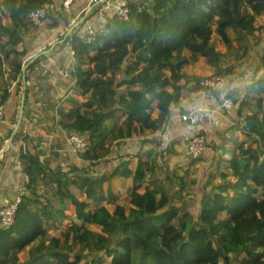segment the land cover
Masks as SVG:
<instances>
[{
	"label": "trees",
	"instance_id": "trees-1",
	"mask_svg": "<svg viewBox=\"0 0 264 264\" xmlns=\"http://www.w3.org/2000/svg\"><path fill=\"white\" fill-rule=\"evenodd\" d=\"M48 1L0 0V105L32 68L26 37L39 26L28 15ZM52 1L50 28L71 13L64 0ZM263 15L264 0H145L89 43L74 28L65 44L75 53L84 99L68 97L58 126L91 145L79 155L83 164L69 169L21 153L26 192L14 223L0 229V264H264ZM257 44L263 51L249 68L251 82L225 91L251 134L218 155L196 217L188 220L174 203L176 186L187 188L182 176L142 147L118 156L110 172H97L115 146L147 136L153 122L166 124L193 84L201 89L202 77L185 70L194 61L184 51L230 77L238 70L221 63L240 60ZM117 178L130 181L125 195L114 191Z\"/></svg>",
	"mask_w": 264,
	"mask_h": 264
},
{
	"label": "crops",
	"instance_id": "crops-1",
	"mask_svg": "<svg viewBox=\"0 0 264 264\" xmlns=\"http://www.w3.org/2000/svg\"><path fill=\"white\" fill-rule=\"evenodd\" d=\"M142 1L145 0H131L130 2ZM55 2L60 4L62 0H55ZM85 7L84 0H74L71 13L66 17L67 22L58 19V26L50 28L51 19L46 18L35 32L26 37L29 49L26 61L31 64L32 68L27 71L25 69L23 84L14 83L11 98L5 105H1L4 119L0 125V208L21 194L28 180V174L20 164L22 152L28 151L32 155H38L43 161H56L66 169L73 165L80 166V156L68 143V137L72 132L64 131L58 126L57 111L61 106H68L66 100L70 95L77 100L84 99L76 87L73 75L75 67L73 55L70 47L65 44V40L74 28V31L80 30L79 34L84 36L86 27L97 25L95 14L86 17L88 11H85ZM91 13L89 11V14ZM113 16L110 15L111 19L114 18ZM82 22L84 26L79 28ZM184 53L194 61L192 65L186 67V72L202 77L196 71L195 66L198 67L203 59L187 51ZM241 71L238 70L236 76L233 75L232 78L227 77L228 89L243 90L251 82V76L246 77L245 73L243 76ZM224 96L225 92H203L201 89H196V85L193 84L192 90L183 96L166 124L159 126L153 122L147 136L134 137L119 143L114 147L112 154L115 151L116 155L113 154V158L116 157L115 160H117L120 155L134 154L142 147L144 154L152 153L159 161L157 146H164L165 138H175L174 141L186 144L185 138L196 132L197 128L181 121L180 115L198 103L207 104L211 108H220ZM237 118V106H234L232 109L220 112L218 126L201 129L208 139L207 150L202 156L206 165L215 164L212 158L223 144L222 138L225 139L230 135L236 136L243 132L236 126ZM244 138V136L237 137L233 144H229V148L234 147L237 141ZM171 170L176 171V176H181L185 172L183 168H171ZM186 171L190 172V170ZM116 181H122L118 190L114 186ZM129 186V180L117 178L113 181L114 191L117 194L125 195Z\"/></svg>",
	"mask_w": 264,
	"mask_h": 264
},
{
	"label": "built area",
	"instance_id": "built-area-1",
	"mask_svg": "<svg viewBox=\"0 0 264 264\" xmlns=\"http://www.w3.org/2000/svg\"><path fill=\"white\" fill-rule=\"evenodd\" d=\"M74 0H64L62 9L65 12H70ZM87 6L85 11L92 7H96L95 18L97 25H90L83 37L85 43H89L97 34H105L107 32V24L110 23V15L114 18L125 21L128 20L130 14V3L126 0L112 1V0H85ZM56 9V5L52 0L47 4L31 12L28 15L29 21L35 26H41L48 17L49 12ZM112 17V18H113ZM73 55V64L75 66V53L71 50ZM200 88L203 92H225L228 85V80L225 76L215 73L211 76L204 77L200 81ZM234 106L231 98L226 95L222 98L220 108H211L207 104L198 103L192 105L191 108L180 115V120L189 124L196 129L195 133L188 135L186 141V157L191 160H198L205 153L208 146L207 135L202 132L203 127H216L220 123V112L231 109ZM4 112L0 105V125L3 122ZM236 125L243 131L244 135H250V131L245 127V122L241 119L236 122ZM68 143L77 155L85 154L90 148V140L81 137L78 134L72 133L68 137ZM26 192V188H22L21 194H18L13 201L8 202L0 208V229H8L15 221V215L18 205L21 202V195Z\"/></svg>",
	"mask_w": 264,
	"mask_h": 264
},
{
	"label": "rangeland",
	"instance_id": "rangeland-1",
	"mask_svg": "<svg viewBox=\"0 0 264 264\" xmlns=\"http://www.w3.org/2000/svg\"><path fill=\"white\" fill-rule=\"evenodd\" d=\"M126 1L129 2L130 4L133 3L130 2L131 0H126ZM257 23L264 24V15L258 20ZM260 34L262 38H264V29ZM254 42L256 41L254 40ZM218 49L222 52L226 51L224 45H218ZM262 51H263V45L257 44L253 47V49L249 50L248 54L243 55L240 58V60L234 61L233 58H230L229 56L221 64L222 66H226L233 63L235 66L234 68H236V70H242L241 72L243 73V76L245 73L246 77L247 76L250 77L251 71H249L250 70L249 68L251 65L254 64L255 56L257 54H260ZM195 67H196V71L203 78L218 73L217 69L209 65L205 60H201L199 66L197 67L196 65ZM223 76H225L226 78L228 77V75L226 74H223ZM230 77L232 78L233 75ZM242 133L236 136L230 135V137H226L225 139L222 138L223 144L220 145L218 151L214 153L212 158V161H215V164L218 158L217 153L218 155H220L223 150V147L224 146L229 147L230 146L229 144H233L237 137L239 136L245 137V135L244 134L242 135ZM167 138L164 139V141L166 142L164 146L163 145L157 146V152H159L160 155L159 163L167 164L172 169L183 168L185 170V172L181 174V176L187 188L183 189L182 187L181 189L180 185L176 186V189H179L181 191H178V193L180 194L177 193V196L179 197L174 198V203L181 207V210L183 211V213L187 215V219L189 220L191 214L194 217H196L201 209V195L203 193V185L207 182H211L213 170L215 169V164H213L212 166L206 165L205 164L206 161L202 159L203 157L199 158L198 160L188 159L186 157V144L184 142L174 141L175 138H169V137ZM113 154L116 155L115 151ZM113 154L110 157L109 163L107 164L102 163L101 165L96 167L98 173L110 172L112 167L116 164L115 162L116 157L113 158ZM80 164H83V162L80 161ZM186 170H190V172ZM121 184L122 181H116L114 183L115 189L118 190ZM41 264H47V263L42 262Z\"/></svg>",
	"mask_w": 264,
	"mask_h": 264
}]
</instances>
